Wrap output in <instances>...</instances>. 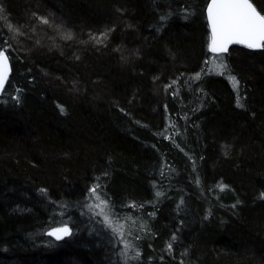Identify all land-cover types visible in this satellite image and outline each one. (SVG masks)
Instances as JSON below:
<instances>
[{
    "label": "trees",
    "instance_id": "obj_1",
    "mask_svg": "<svg viewBox=\"0 0 264 264\" xmlns=\"http://www.w3.org/2000/svg\"><path fill=\"white\" fill-rule=\"evenodd\" d=\"M208 2L0 0V264H264V49Z\"/></svg>",
    "mask_w": 264,
    "mask_h": 264
},
{
    "label": "snow or ice",
    "instance_id": "obj_2",
    "mask_svg": "<svg viewBox=\"0 0 264 264\" xmlns=\"http://www.w3.org/2000/svg\"><path fill=\"white\" fill-rule=\"evenodd\" d=\"M207 19L211 27L209 50L212 53H226L231 44H242L249 49H264V14L257 10L251 0H211L207 5ZM39 20L43 24L49 23L43 17ZM217 58H220L219 55ZM219 67L224 68L226 65ZM10 72L9 57L5 51L0 50V91H3ZM232 80L234 86L238 88L239 81L235 77ZM92 195L100 200L95 187L92 189ZM101 203L107 206L106 201H101ZM105 220L111 226L107 215H105ZM48 235L54 237L55 240H62L71 236L72 230L67 226L58 227L48 232ZM168 247L171 249L172 245L169 244ZM136 255L138 257L139 253Z\"/></svg>",
    "mask_w": 264,
    "mask_h": 264
},
{
    "label": "rangeland",
    "instance_id": "obj_3",
    "mask_svg": "<svg viewBox=\"0 0 264 264\" xmlns=\"http://www.w3.org/2000/svg\"><path fill=\"white\" fill-rule=\"evenodd\" d=\"M40 17H43V18H46L48 21H49V23L48 24H43V23H41L40 22V20H39V18ZM37 21L39 22V23H41V24H43V25H48V26H50V27H53V26H55V23L53 22L54 20H50L49 18H47L46 16H42V15H39L38 16V19H37ZM59 22V21H58ZM49 27V28H50ZM13 28H15V31H16V34L17 35H19V36H21L22 34H21V29L20 28H16L15 26L13 27ZM100 197V196H99ZM101 201H104L101 197H100V200H97L96 199V197L95 196H93L92 195V197H90V201H89V203H88V208H89V210H91L92 212H94L95 214H97L98 216H100L104 221H105V223L107 224V225H109L108 224V222H106V220H105V215H107V217H108V219L111 221V228L114 230V231H116L117 229H118V231H116L117 233H118V235H119V237H120V239H121V241H122V245H123V254H125V255H128V254H130V252L132 251V247H133V245H132V243L131 242H129V240H128V238L129 237H127V233H126V222H124L123 220H117V219H115L113 216H112V214L108 211V209H107V206L105 207L102 203H101ZM99 205V206H98ZM65 225H63V226H60V227H64ZM68 227V226H67ZM135 251H136V249H135Z\"/></svg>",
    "mask_w": 264,
    "mask_h": 264
},
{
    "label": "water",
    "instance_id": "obj_4",
    "mask_svg": "<svg viewBox=\"0 0 264 264\" xmlns=\"http://www.w3.org/2000/svg\"><path fill=\"white\" fill-rule=\"evenodd\" d=\"M211 2V0H209V2H208V4ZM252 2V1H251ZM253 3V2H252ZM254 4V3H253ZM254 6H255V4H254ZM256 7V6H255ZM257 8V7H256ZM257 10L259 11V9L257 8ZM205 13H206V21H207V24H208V27H209V31H210V35H211V27H210V23H209V21H208V19H207V7H206V11H205ZM232 45V44H231ZM242 45V44H241ZM230 46V45H229Z\"/></svg>",
    "mask_w": 264,
    "mask_h": 264
}]
</instances>
